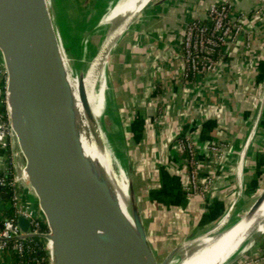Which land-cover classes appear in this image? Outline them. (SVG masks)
Masks as SVG:
<instances>
[{"label":"crops","instance_id":"1","mask_svg":"<svg viewBox=\"0 0 264 264\" xmlns=\"http://www.w3.org/2000/svg\"><path fill=\"white\" fill-rule=\"evenodd\" d=\"M223 1L154 0L125 35L129 38L116 50L117 100L138 162L136 168L144 170L147 179L146 195L140 203L151 245L163 237L173 243L182 236L187 238L208 230L225 215L238 194L237 161L263 90V82L257 85L256 77L259 64L264 61V0H233L235 10L247 14L244 31L237 42L225 48L220 68L211 78L187 83L182 59L185 25L196 18L204 19L209 6ZM167 59L171 63L165 64ZM167 69L172 71L170 76H166ZM164 77L169 80L164 97L170 111L165 113L160 131L155 132L154 102L164 94ZM182 134L194 140L200 160L207 165L200 177L203 179L211 170L215 172L213 190L205 200L190 197L184 189L188 162L177 141ZM216 143L228 145L229 152L222 162H214L215 157L207 151L209 145ZM11 166L15 179L12 150L9 155L0 144V173L9 174ZM263 181L264 113L246 153L242 175L244 199L252 197ZM16 186L24 202L43 220L27 186ZM9 193L4 189L0 197ZM11 203V199L0 203V221L11 209ZM0 264H14L13 252L0 251Z\"/></svg>","mask_w":264,"mask_h":264},{"label":"water","instance_id":"2","mask_svg":"<svg viewBox=\"0 0 264 264\" xmlns=\"http://www.w3.org/2000/svg\"><path fill=\"white\" fill-rule=\"evenodd\" d=\"M146 8L133 15L121 28L120 35L111 36L106 45L110 55ZM56 18L48 0H0V64L6 71V76H1L0 80L1 87L6 86L16 180L24 184L18 178L17 160H20L28 177L29 185L26 186L35 197L48 227L47 233H32L30 221L20 216L21 236L17 239L47 241L51 245L50 264H166L185 242L209 234L217 223L202 233L187 237L162 263L158 262L131 180L132 168L126 150L122 156L129 174L127 213L106 171L84 154L81 135L85 133L90 138L88 132L95 126L93 110L84 76L79 73V99L91 126L83 131L68 82V72L78 75L70 59L68 66L64 63L65 51L68 55L69 52L67 42L63 45L60 38V34L65 37L61 21L59 23V19L57 24ZM4 101V97L0 98V113L5 112ZM263 113L264 81L255 119L237 161L238 194L225 215L235 214L244 199V162ZM185 136L182 134L177 141ZM89 141L100 144V140L95 143L90 138ZM4 189L5 186H0V192ZM12 195L10 192L1 196L0 203L10 200ZM263 204L264 190L242 217L250 220ZM1 241L4 240L0 238Z\"/></svg>","mask_w":264,"mask_h":264},{"label":"bare ground","instance_id":"3","mask_svg":"<svg viewBox=\"0 0 264 264\" xmlns=\"http://www.w3.org/2000/svg\"><path fill=\"white\" fill-rule=\"evenodd\" d=\"M102 1L103 0L97 4L98 10L103 8L101 7ZM151 1L153 0H110L109 2H112V5L109 3L106 5L104 9L105 14L102 19L95 23L96 26H94L91 35H96L100 38L99 45L91 55L90 64L85 67L86 69L82 72L90 106L93 110L95 126L92 128L89 125L79 99V74H77L78 76H72L70 72H68V82L72 91L74 110L83 131L91 128L96 131L97 135L100 132L102 133L103 128L101 122L109 114L103 111L102 108L104 99L103 93L105 94L103 91L105 89L104 77L107 76V79H109L106 70L110 55L109 47L106 49L108 41L111 39V36L115 38L120 35L121 28L129 22L134 14L141 13ZM48 3L54 12L55 18H58L55 0H48ZM57 18L56 21L58 24L59 18ZM60 38L64 45V42L66 43V38L61 34ZM120 38H118V40ZM65 52L66 55L63 56L64 63L68 66V59H70V56L67 54V51ZM108 82L109 81H107V83ZM100 137L102 139V136H99V138ZM89 140L90 138H88L85 133H82L81 141L85 156L89 160L95 162L102 170L104 169L106 171V176L110 180L114 193L118 197L123 210L126 212L129 205V174L124 165V161L112 150L106 139L105 142L100 141L99 145H94V143ZM17 168L19 171V180L28 186L29 182L25 172V166L20 160H17ZM256 235H264V204L250 220L245 217H240L238 214L225 215L217 222L209 234L185 242L166 264H231L237 260L243 252L252 247Z\"/></svg>","mask_w":264,"mask_h":264},{"label":"built area","instance_id":"4","mask_svg":"<svg viewBox=\"0 0 264 264\" xmlns=\"http://www.w3.org/2000/svg\"><path fill=\"white\" fill-rule=\"evenodd\" d=\"M246 18V13L235 10L233 0H225L209 6L205 10L204 19L196 18L185 25L182 39V59L186 66L185 80L187 83L198 78H211L218 72L225 48L237 42L244 31ZM1 76H6L2 64H0ZM2 97L5 98V112L0 113V119L2 120L0 124V144L5 147L8 142L11 146L12 138V128L7 109L6 86L0 87V98ZM179 147L188 162V175L184 183L186 193L193 198L207 199L214 187L215 172L211 170L203 179L200 177L207 165L200 160L198 148L190 136L186 135L179 142ZM207 151L212 157H215L214 162L216 160L219 162L224 161L227 155L222 144H211L207 147ZM16 184V178L8 182L5 177L0 176V186L12 188L11 209H13L15 216L28 219L32 233H42L39 231V226L44 221L30 204L24 202ZM0 224L3 226L0 229V238L4 240L0 242V251L23 252L25 248L23 241L27 239H17L21 236L18 220H2ZM10 241L15 242L12 247L8 245ZM46 249L50 252L49 243L46 245ZM262 250L263 253L257 258L258 260L251 261L248 264L264 263V248Z\"/></svg>","mask_w":264,"mask_h":264},{"label":"rangeland","instance_id":"5","mask_svg":"<svg viewBox=\"0 0 264 264\" xmlns=\"http://www.w3.org/2000/svg\"><path fill=\"white\" fill-rule=\"evenodd\" d=\"M100 1L101 0H55V8L58 14V18L61 21V26L67 42V48L71 61L70 64L75 74L82 73L83 70L86 69L85 67L90 64L91 55L99 45L100 38L96 35H91V33L93 32L94 26H96L95 23L101 20L103 15L105 14L104 9L106 8V5L108 3L112 5V2H109L110 0H103L101 6L103 8L98 10L97 4H99ZM130 28L127 32H130ZM127 32L125 33V35L127 34ZM125 35L115 47V52H111V55L108 59V68L106 67L109 79H107V76L104 77L105 95L103 97L104 99L102 108L103 111H106L109 114L101 122L103 132H100L97 135L96 131L89 130L88 136L91 138V141L95 143H97V141L99 140L101 142H105L106 139L110 144L112 150H114L123 161L124 158L122 155L126 150L129 167L132 168V170L130 171L131 180H133L134 182L136 195L139 199V202H141L143 196L146 195L147 179L144 170H138L136 168L138 162L136 161V159H134V152L131 148L129 138L127 137V133L125 131L121 110H119L120 108L117 100L118 94L116 90L118 85L116 76L119 73V70L117 68L119 56L116 50H118L120 43L122 44L124 40H127L129 38V36L125 37ZM165 62V64L171 63V60L167 59ZM167 71L168 72L166 73V76H170V73L172 71L170 69H167ZM164 79L166 82L161 81L162 87L164 89V94L162 93L163 95H159L157 100L154 102V113L156 114L154 123L155 132H157V130L160 131V128H162V125L164 124V116H166L165 113L167 114L170 111V108L167 107L168 101L164 97L169 87V85H167L169 80L166 77H164ZM174 79L177 80L176 77ZM107 81H109L108 85ZM124 94L130 95V93L128 92H125ZM108 99L110 100V102ZM99 136H102V139L101 137L99 138ZM216 144H222L224 146L225 151L229 152L227 148L228 145L226 143ZM115 148L118 150V152ZM216 162L218 161L216 160ZM263 190L264 181L260 188H257L255 190L252 197L243 199L241 201V205L237 207V210L233 215L238 214L240 217L244 216ZM139 206L141 208V203L139 204ZM230 207L227 211H229ZM185 239L186 238L182 236L181 239L173 241L172 243L168 242L166 237H163L155 244H152V248L156 254L158 262L162 263L172 251L180 247L181 243H183ZM47 244L48 242L45 241V245ZM263 244L264 235H256L252 247L249 250L243 252L242 255L231 264H248L251 261L258 260L257 258H259V256L263 253Z\"/></svg>","mask_w":264,"mask_h":264},{"label":"trees","instance_id":"6","mask_svg":"<svg viewBox=\"0 0 264 264\" xmlns=\"http://www.w3.org/2000/svg\"><path fill=\"white\" fill-rule=\"evenodd\" d=\"M259 72L256 77V84L261 85L264 81V61L260 62L259 64ZM5 148L8 150L9 155H11V146L8 143L5 144ZM11 171L9 174L0 173V176L5 177L8 182L14 180L12 166L10 167ZM6 190L8 192L12 191V188L7 187ZM18 220L15 216L13 209H10L4 216L3 220ZM39 231L42 233L48 232V227L45 222H41L39 226ZM14 241H10L8 243L9 247L14 245ZM25 248L23 252H13L14 255V264H50V256L49 252L46 249L45 240L38 239V238H30L23 241Z\"/></svg>","mask_w":264,"mask_h":264}]
</instances>
